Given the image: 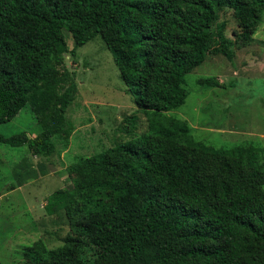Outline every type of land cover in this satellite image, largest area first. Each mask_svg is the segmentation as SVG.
<instances>
[{"label": "trees", "instance_id": "16d2710c", "mask_svg": "<svg viewBox=\"0 0 264 264\" xmlns=\"http://www.w3.org/2000/svg\"><path fill=\"white\" fill-rule=\"evenodd\" d=\"M225 9L246 43L264 0H0V124L27 107L40 127L0 144L47 160L53 139H68L76 85L60 68L95 38L147 118L145 133L67 168L71 187L49 195L45 210L64 213L69 242H33L30 264H264V163L249 148L205 146L167 115L184 104L185 76L203 63Z\"/></svg>", "mask_w": 264, "mask_h": 264}, {"label": "rangeland", "instance_id": "374dc122", "mask_svg": "<svg viewBox=\"0 0 264 264\" xmlns=\"http://www.w3.org/2000/svg\"><path fill=\"white\" fill-rule=\"evenodd\" d=\"M214 42L201 65L185 76L188 96L167 113L185 121L195 141L215 150L249 148L264 163V13L250 40L243 43L229 9L213 26ZM69 49L73 41L66 35ZM225 51L232 53L229 60ZM61 73L74 81L76 94L65 118L68 139L55 137V151L47 160L26 147L0 144V262L30 264L24 248L41 240L47 248L69 242L62 211L48 214L46 201L57 189L71 187L67 168L87 157L146 132L147 118L127 91L111 53L99 38L64 55ZM200 78L217 79L223 86L202 88ZM128 119V121L126 120ZM129 119H133L131 123ZM40 132L35 116L25 107L11 121L0 124V135L11 137ZM15 189L10 190V186ZM74 242L75 236H71Z\"/></svg>", "mask_w": 264, "mask_h": 264}]
</instances>
